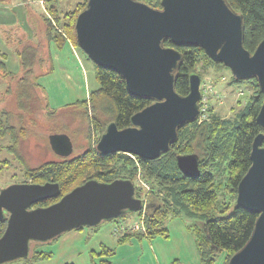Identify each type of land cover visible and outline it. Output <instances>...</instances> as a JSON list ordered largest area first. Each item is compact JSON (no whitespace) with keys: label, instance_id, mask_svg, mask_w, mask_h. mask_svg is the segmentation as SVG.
Instances as JSON below:
<instances>
[{"label":"water","instance_id":"1","mask_svg":"<svg viewBox=\"0 0 264 264\" xmlns=\"http://www.w3.org/2000/svg\"><path fill=\"white\" fill-rule=\"evenodd\" d=\"M244 17L228 0H162L161 9L136 0H87L75 23L80 50L96 66L119 74L129 93L152 104L131 118V126L110 123L96 150L124 153L153 161L168 153L179 131L196 122L202 101L200 75H190V93L176 91L183 55L176 47L202 48L215 63L228 68L239 82L257 80L264 98V39L251 53L244 46ZM171 41L174 47H166ZM262 132L252 145V165L238 185L236 205L257 221L247 244L228 264H264V101L256 118ZM53 153L69 158L72 139L52 134ZM189 178L201 175L198 154L177 157ZM58 183L12 184L0 191V220L8 213L0 237V264L26 260L33 244L50 243L80 228H96L147 208L136 197L135 183L89 180L47 207L32 206L61 196Z\"/></svg>","mask_w":264,"mask_h":264},{"label":"trees","instance_id":"2","mask_svg":"<svg viewBox=\"0 0 264 264\" xmlns=\"http://www.w3.org/2000/svg\"><path fill=\"white\" fill-rule=\"evenodd\" d=\"M32 1L34 0H21L28 8L27 25L31 27L34 38L31 39L25 34L9 35L7 38L10 44L18 46L16 54L22 74L17 76L8 72L6 65L0 62V76L8 80L7 91L2 94L0 100V139L5 140L9 136L11 144L4 149L26 165L19 149L21 142L30 134L25 123L29 118L35 119L37 114L46 115L48 109L37 83L42 75L40 72L43 56L51 43L61 48L72 40L73 45L79 48L75 23L87 3V0H83L73 9L66 11L62 8L61 0H44L45 12L37 14L30 7ZM136 1L161 9L162 0ZM0 2L10 4L13 0ZM228 2L244 17V46L253 53L264 39V0ZM34 39H37V42ZM165 46L174 47L171 41H166ZM176 48L183 55L176 79V91L181 96L190 93V75L196 73L202 78L210 68L227 69L221 64H215L202 48ZM200 67L202 72H199ZM95 68L99 88L91 93L88 101L78 103L83 107L81 116L87 121L86 131L104 133L107 126L113 122L120 130L130 127L131 118L151 105L152 101L132 96L125 81L116 72L96 65ZM231 82L240 83L233 76ZM249 82L253 93L232 119H224L209 109L211 113L205 121H197L180 129L178 142L157 160L147 161L135 156L134 160L132 156L124 153L103 157L96 147L89 145L78 155L47 162L37 168L25 165V176L28 181L36 184L58 183L62 195L89 180L111 183L117 179H127L136 183V179L141 176L151 185L148 193H145L144 188L135 185L136 197L144 203L147 202V208L139 212L145 216L147 233L128 231L120 237V242H126L133 236L140 239L168 237L166 222L186 215L197 222L196 239L201 264H213L222 252L226 254L224 264H228L231 257L247 244L257 221V215L238 207L235 203L238 185L252 165L253 142L262 132L256 118L263 105V94L257 80ZM48 115L52 113L49 112ZM88 135L91 137V134ZM99 140L98 138L96 144ZM3 151V148H0V154ZM188 154H198L200 157L201 175L196 179L186 177L177 165V157ZM1 163L6 166L10 164V159ZM214 167L228 171V183L224 190L232 196L231 201L219 203L223 188L217 185ZM56 202L57 200H48L43 202L41 207ZM5 230L6 224L0 222V237ZM109 252L111 251L103 250L102 254ZM52 255L51 252H39L34 249L28 259L39 261L51 258ZM101 262L111 264L106 259Z\"/></svg>","mask_w":264,"mask_h":264},{"label":"rangeland","instance_id":"3","mask_svg":"<svg viewBox=\"0 0 264 264\" xmlns=\"http://www.w3.org/2000/svg\"><path fill=\"white\" fill-rule=\"evenodd\" d=\"M41 0H34L31 3H39ZM44 1V0H43ZM83 0H61L62 8L66 11L71 10L74 6ZM13 2H21V0H13ZM0 5H10L9 3H1ZM36 10L39 6L36 4ZM1 10V9H0ZM3 9L0 13L3 14ZM18 12V11H16ZM44 12V11H43ZM57 24V22H56ZM17 25H19L17 23ZM73 44V41L71 40ZM74 47L67 42L59 49L63 53L62 60H54L56 71L47 73L41 68L42 74L37 83L41 86V93L45 104H48L46 115L37 114L35 119L29 118L26 127H29V136L21 142L19 147L25 162H20L16 157L9 153L5 147L11 144L9 136L5 140L0 139V148L3 153L0 154V191L11 186L14 183L27 182L24 173L25 165L30 168H37L42 164L51 161H58L61 157L55 155L49 144V136L52 134H66L74 144V155L82 152L87 147H96L100 134H82L88 130L87 121L81 116L83 107L73 106L67 107V104L73 103L80 99L83 100L81 84L77 83L74 88L63 77L64 74L60 69L63 63L75 62L73 56ZM75 50L80 53L81 57L90 66L94 64L79 49ZM8 72L14 75H21L22 69L19 70L14 65V57L11 50L8 49ZM69 54V55H68ZM1 61V60H0ZM60 63V66H59ZM76 69H80L77 64ZM73 68V78L80 82V73ZM202 72V68H199ZM1 74L2 71H1ZM90 87L93 90L99 88V82L94 74L89 75ZM231 71L223 68H210L208 72L202 76L201 85L206 88V105L207 118L212 109L213 114H217L224 119H232L237 112L245 106L250 95L253 93L252 85L249 81L240 83L231 82ZM8 80L0 76V96L7 91ZM11 105V104H9ZM13 108V104L11 106ZM52 115H48V113ZM90 117L92 114H89ZM33 117V115H30ZM30 120H33L32 122ZM85 129V131H84ZM90 138V139H89ZM89 140L91 143H89ZM96 144V145H95ZM71 156V157H72ZM136 160L134 157H132ZM10 159V164L3 166L1 161ZM220 167H214L216 170V181L222 189L220 192L219 203L231 201L232 196L224 190L228 183V171ZM135 181V185L144 188L145 193L150 192L151 185L139 176ZM225 200V201H224ZM147 202L144 204L146 205ZM236 203V201H235ZM141 215L139 212L127 214L121 219L104 222L99 227H85L80 235L78 231L67 232L50 243L33 244L31 247L39 252H51V258L43 260H35L34 258L27 260H18L8 264H102L101 260L106 259L111 264H201V258L197 246V222L186 215L169 219L166 222L168 229V237L157 236L152 239L148 237L138 238L132 237L126 242H120L122 237L128 231L115 232V228L122 225L131 226L139 224ZM76 232V233H75ZM103 250H110L108 254H102ZM226 254L222 252L213 264H224Z\"/></svg>","mask_w":264,"mask_h":264},{"label":"crops","instance_id":"4","mask_svg":"<svg viewBox=\"0 0 264 264\" xmlns=\"http://www.w3.org/2000/svg\"><path fill=\"white\" fill-rule=\"evenodd\" d=\"M39 6V10H36V6ZM30 7L32 10L35 11V13L40 14V12L44 11L43 7L41 6L40 3H30ZM0 11H5L0 13V62L4 63L6 65V68L9 66L8 62V49L11 50L12 56L14 57V65H16V68L21 70V64L19 61V58L16 54V51L18 49V46L10 44L7 40L9 35H17L20 34L22 36L23 34L29 36V38H34L33 31L29 25H27V13H28V8L24 3L20 2H12L10 5H0ZM18 11V12H16ZM17 23L19 25H17ZM14 37V36H13ZM34 41L37 42V39ZM69 42V41H68ZM73 47V56L75 62H71V64L63 63L62 66H60L61 71L64 74V79L71 83V85L74 86L77 83L81 84V89L83 93V100L81 101L80 99L74 101L73 103L67 104L66 106L68 107H73V106H78V103L83 102V101H88L90 98V95L93 91L90 87V74H94L96 77V68H93L90 66L87 62L83 60L81 57L80 53H78L75 50V46L69 42ZM60 48H58L55 44L51 43L48 45V49L46 50L44 56H43V63H42V69H44L47 73H54L56 71L55 67V62L57 63V60H62V55L59 51ZM69 55V54H68ZM58 64V63H57ZM79 66L80 69H76L75 65ZM95 67V65H94ZM73 68L77 70V73H80V82L78 80H75L73 78ZM11 73V72H10ZM97 79V78H96ZM40 86V85H39ZM41 89V86H40ZM97 90V89H96ZM2 99V94L0 96V100ZM45 100V99H44ZM48 105V104H47ZM83 229H76L75 231H78L76 235H80L83 233ZM93 229V228H92ZM76 233V232H75Z\"/></svg>","mask_w":264,"mask_h":264},{"label":"built area","instance_id":"5","mask_svg":"<svg viewBox=\"0 0 264 264\" xmlns=\"http://www.w3.org/2000/svg\"><path fill=\"white\" fill-rule=\"evenodd\" d=\"M40 4H41V6L43 7V9H44V12H45V7H44V1L43 0H41L40 2H39ZM201 91H202V102H201V107H200V116H199V118H198V122L199 123H201V122H203V121H205L206 119H207V113H208V108H207V105H206V96H207V91H206V88H204L202 85H201ZM132 157H134V156H132ZM145 216H144V214L143 215H141V219H140V222H139V224H135V225H131V226H123V224L122 225H120V226H118L117 228H115V232L117 233V232H119V231H138V232H143L144 234H146L147 233V231H146V227H145Z\"/></svg>","mask_w":264,"mask_h":264},{"label":"flooded vegetation","instance_id":"6","mask_svg":"<svg viewBox=\"0 0 264 264\" xmlns=\"http://www.w3.org/2000/svg\"><path fill=\"white\" fill-rule=\"evenodd\" d=\"M202 102V101H201ZM200 107H201V103H200ZM197 122V121H196ZM85 131V130H84ZM82 134H100V136L98 137L99 139L101 138V134H103V133H100V132H95V131H85V132H82ZM117 154H120V153H115V154H109V155H101V156H103V157H108V156H115V155H117ZM130 156H132V155H130ZM138 158V157H137ZM22 183H29V184H33L31 181H27V182H20V183H14V184H22ZM62 196H64V195H62V191H61V196L60 197H58L57 199H50V200H57V201H59V199L62 197ZM49 200V201H50ZM41 204H43V202H40V203H38V204H36V205H34V206H32L31 207V209H35V208H38V207H41ZM8 217H9V215H8V213H5V218H4V220H0V222L1 223H5L6 224V227H7V221H8Z\"/></svg>","mask_w":264,"mask_h":264}]
</instances>
